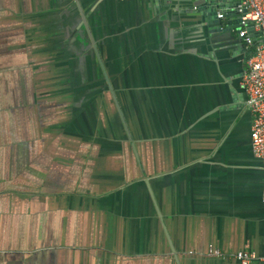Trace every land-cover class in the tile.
I'll use <instances>...</instances> for the list:
<instances>
[{
  "label": "crops",
  "instance_id": "obj_1",
  "mask_svg": "<svg viewBox=\"0 0 264 264\" xmlns=\"http://www.w3.org/2000/svg\"><path fill=\"white\" fill-rule=\"evenodd\" d=\"M154 1L0 0V264L264 255L235 0Z\"/></svg>",
  "mask_w": 264,
  "mask_h": 264
},
{
  "label": "built area",
  "instance_id": "obj_2",
  "mask_svg": "<svg viewBox=\"0 0 264 264\" xmlns=\"http://www.w3.org/2000/svg\"><path fill=\"white\" fill-rule=\"evenodd\" d=\"M160 1V0H157ZM238 18V35L253 51L247 60L241 76L240 85L246 97V105L252 113L250 131L251 150L260 161L262 170L261 200L264 208V0H235L233 5ZM217 17H225L218 12ZM255 34H252L250 30ZM207 254L218 258H233L240 264H252L254 260H264L250 250L226 252L215 246H209Z\"/></svg>",
  "mask_w": 264,
  "mask_h": 264
},
{
  "label": "water",
  "instance_id": "obj_3",
  "mask_svg": "<svg viewBox=\"0 0 264 264\" xmlns=\"http://www.w3.org/2000/svg\"><path fill=\"white\" fill-rule=\"evenodd\" d=\"M149 1H151V0H149ZM161 1V0H160ZM193 4H194V6H198V5H200L201 4V2H200V0H190ZM154 2H159V1H157V0H155ZM220 5V4H219ZM218 5V6H219ZM216 5L215 6H211V8L210 7H208V10H207V13L209 14H207L208 15V17L209 16H211V14H213L214 13V11L216 10ZM216 25H218V27H222V24H221V22L220 21H218V23H215ZM214 25V24H213ZM90 37H91V39H92V41H93V37H92V35L90 34ZM94 50L96 51V54H97V56H99V50H98V48H97V46L96 45H94ZM99 58H100V56H99ZM100 61H101V58H100ZM106 78L109 80V78H108V76H106ZM113 97H114V100L116 101V103L118 102L117 101V97H116V95H115V93L113 92ZM117 108H118V111H119V114H120V116H121V119H122V121H123V123H124V126H125V128L128 130V126H127V123H126V120H125V117H124V115H123V111H122V109H121V107L119 106V104L117 103ZM253 154V153H252ZM254 156V155H253ZM260 162V161H259Z\"/></svg>",
  "mask_w": 264,
  "mask_h": 264
},
{
  "label": "flooded vegetation",
  "instance_id": "obj_4",
  "mask_svg": "<svg viewBox=\"0 0 264 264\" xmlns=\"http://www.w3.org/2000/svg\"><path fill=\"white\" fill-rule=\"evenodd\" d=\"M247 115H249L250 122L252 123V113L250 112V109L248 107H247ZM249 146H250V149H251V142H250V140H249ZM251 152H252V150H251ZM260 169H261V166H260Z\"/></svg>",
  "mask_w": 264,
  "mask_h": 264
}]
</instances>
